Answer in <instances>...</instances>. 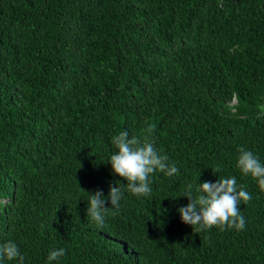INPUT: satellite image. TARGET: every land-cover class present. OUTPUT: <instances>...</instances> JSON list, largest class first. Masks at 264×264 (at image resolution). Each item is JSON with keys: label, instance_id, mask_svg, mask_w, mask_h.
<instances>
[{"label": "trees", "instance_id": "1", "mask_svg": "<svg viewBox=\"0 0 264 264\" xmlns=\"http://www.w3.org/2000/svg\"><path fill=\"white\" fill-rule=\"evenodd\" d=\"M124 130L179 172L123 189L98 228L87 200L127 183L108 163ZM240 147L264 163V0H0V243L24 264H264ZM232 176L244 230L182 223L188 184Z\"/></svg>", "mask_w": 264, "mask_h": 264}, {"label": "clouds", "instance_id": "2", "mask_svg": "<svg viewBox=\"0 0 264 264\" xmlns=\"http://www.w3.org/2000/svg\"><path fill=\"white\" fill-rule=\"evenodd\" d=\"M111 143L117 151L109 158L112 172L127 181L126 184L110 185L108 195L102 190L89 193L86 216L98 228L105 226L106 216L111 210L118 211L123 197V189H127L137 198L149 197L152 193L151 177L157 171L166 176L178 174L179 169L174 163H169V157L162 155L146 137L142 142L136 136L129 135L127 130L121 131L112 138ZM237 158V168L243 176H251L264 190V163L252 151L240 147ZM219 169L215 170L218 173ZM183 197L188 198L186 206L177 209L182 223L190 225L195 231H207L218 228L220 231L246 228V219L240 205L251 200V194L243 185H238L235 176L218 178L214 183L205 181L197 183L195 195L193 185L188 184ZM110 202V207L107 206ZM66 255L64 248L53 249L47 256L48 264ZM17 260L24 264L25 257L17 244L11 240L0 243V262Z\"/></svg>", "mask_w": 264, "mask_h": 264}, {"label": "rangeland", "instance_id": "3", "mask_svg": "<svg viewBox=\"0 0 264 264\" xmlns=\"http://www.w3.org/2000/svg\"><path fill=\"white\" fill-rule=\"evenodd\" d=\"M9 199V196H4V198L3 199H1L2 201H6V200H8Z\"/></svg>", "mask_w": 264, "mask_h": 264}, {"label": "water", "instance_id": "4", "mask_svg": "<svg viewBox=\"0 0 264 264\" xmlns=\"http://www.w3.org/2000/svg\"><path fill=\"white\" fill-rule=\"evenodd\" d=\"M233 103H235V102H233Z\"/></svg>", "mask_w": 264, "mask_h": 264}]
</instances>
